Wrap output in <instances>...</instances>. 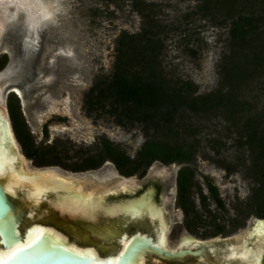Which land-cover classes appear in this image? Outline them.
<instances>
[{
	"label": "rangeland",
	"instance_id": "rangeland-1",
	"mask_svg": "<svg viewBox=\"0 0 264 264\" xmlns=\"http://www.w3.org/2000/svg\"><path fill=\"white\" fill-rule=\"evenodd\" d=\"M30 1L39 7V10L32 12L36 16L34 19L40 20L43 46L37 64L39 73L28 81L30 91L24 97L25 103L21 101L22 115L35 143L57 145L66 163L86 155V150L93 151L103 137L119 145L132 157L146 140L141 126L125 127L107 114H88L84 107V95L95 78L108 76L113 71L117 38L124 31H141L145 18L140 9L154 14V21L162 30L164 48L161 59L167 77L190 80L197 94L210 93L222 86L220 65L224 61V54L230 52V24H219L222 18L219 16H214L212 20L211 15L204 17L198 14V0H142L137 5L134 0ZM147 4L151 6L147 7ZM10 5V8L14 6L13 1ZM43 7L47 8L48 13L42 12ZM19 12L20 19L26 16L25 9H19ZM7 36L5 34L0 39L6 46L11 45L9 55L13 57L14 52L18 53L14 45L17 38L11 36L8 39ZM54 59L58 68L56 72L62 77L50 84L42 75L49 65L54 64ZM52 90H55L51 95L54 100L62 99L64 91H67L73 118L64 128L57 129L54 127L56 125L50 124L46 138L42 120L49 103L45 95ZM242 92L257 110H264V74L246 84ZM6 101L7 97L0 95V104L5 108ZM178 120L181 126L194 127L196 131L194 134H170L169 140L194 141V157L188 162H175L168 166L155 162L152 169L150 166L147 168L148 174L144 178L139 172L127 178L111 160L83 171H72L64 165L48 166L62 173L88 175L95 183H111V173L118 179H127L121 182L117 180L110 185L106 194L107 203L151 197L158 207L162 208L165 204L162 210L168 226L167 242L170 247H175L184 236L210 239L243 235L250 230L254 219L259 218L248 213L247 201L255 185L249 170L252 159L249 147L238 141L237 132L229 127L230 122L220 112L196 114L185 110L179 114ZM16 138L31 168L46 167L37 165L34 158L28 157L17 135ZM66 153L69 159L64 156ZM184 166H190L194 171L190 195L197 213L189 216L177 201L176 191L172 195L156 191L154 184L147 180L154 169L174 174L175 180L178 169ZM205 176L212 178L218 186L223 207L211 196ZM39 206V210L46 209L44 204ZM43 218L49 220L54 217L48 211ZM260 264H264V255Z\"/></svg>",
	"mask_w": 264,
	"mask_h": 264
},
{
	"label": "trees",
	"instance_id": "trees-1",
	"mask_svg": "<svg viewBox=\"0 0 264 264\" xmlns=\"http://www.w3.org/2000/svg\"><path fill=\"white\" fill-rule=\"evenodd\" d=\"M134 1L137 5L142 0ZM198 1V14L204 17L211 15L212 20L219 16L222 17L219 24H230V52L224 54L220 65V88L197 94L190 80L167 77L161 59L164 48L162 30L154 21V14L140 9L145 18L141 31L120 34L112 73L97 76L84 95L88 114H107L119 125L142 127L146 140L135 156H130L119 145L103 137L93 151L86 150V155L66 163L57 145L35 143L17 99L12 96L13 125L25 154L34 158L39 166L64 165L72 171L93 169L111 160L122 175L132 176L139 172L143 176L154 161L167 165L188 162L194 157V141L169 140L170 134H194L196 131L194 127L180 125L178 116L182 111L196 114L220 112L230 122L229 127L237 132L238 141L249 147L252 155L249 170L255 185L247 201L248 213L264 218V110H257L242 92L246 84L264 74V0ZM191 51L196 54L195 50ZM5 62L6 57L1 59L0 67ZM64 156L70 158L67 153ZM193 177L194 171L190 166L181 168L180 203L188 216L197 213L190 195ZM206 178L211 196L223 207L218 187L212 179Z\"/></svg>",
	"mask_w": 264,
	"mask_h": 264
},
{
	"label": "bare ground",
	"instance_id": "bare-ground-1",
	"mask_svg": "<svg viewBox=\"0 0 264 264\" xmlns=\"http://www.w3.org/2000/svg\"><path fill=\"white\" fill-rule=\"evenodd\" d=\"M23 3H29L28 0H21ZM44 14L48 13L47 8H41ZM40 10V11H41ZM28 29V36L37 35L38 30ZM25 42L24 53L16 62H12L9 67L0 75L1 77H10L14 80L27 76L31 70L29 65L34 51L30 47L29 37ZM28 40V41H27ZM3 50H5L3 48ZM11 79V80H12ZM14 90L25 103L24 91L14 85ZM8 122L6 108L0 104V176L7 175L8 180L5 188L13 194H22L25 201L32 207H40L41 203L49 205L56 220L68 222L69 220H84L93 223L100 221H110L112 218H119L127 221H137L140 224H148L153 227L155 232V242L165 249H179L182 247L194 248L199 245L198 239L191 236H184L175 247L168 246L167 242V223L164 212L158 207L151 197H140L130 201L107 203L106 194L110 185L127 179L115 177L111 173L113 180L111 183L104 181L95 183L88 175L62 173L54 168H31L27 160L21 154L17 155L7 152L5 148V132L2 122ZM9 124V122H8ZM10 135L16 146L15 138L10 130ZM40 199H42L40 201ZM261 226L256 227V231H248L243 235H234V237L225 241L222 248L221 257L226 260H234L233 264H260L264 255V235L260 233ZM42 228H32L25 237L24 244H17L10 249H4L0 244V264H2L12 253L20 246L27 245L34 241L42 232ZM258 235L259 239L255 246H248V241ZM197 239V240H194ZM125 245V240H123ZM123 245V248H124ZM218 247H210L211 251ZM80 252L79 249H76ZM94 261L99 262L94 251H87ZM215 252V250H214ZM118 257L109 259V264H115ZM154 261L156 259L154 258ZM203 263V262H198ZM140 264H146L144 257L140 258ZM208 264V263H204Z\"/></svg>",
	"mask_w": 264,
	"mask_h": 264
},
{
	"label": "water",
	"instance_id": "water-1",
	"mask_svg": "<svg viewBox=\"0 0 264 264\" xmlns=\"http://www.w3.org/2000/svg\"><path fill=\"white\" fill-rule=\"evenodd\" d=\"M7 117L9 124L6 120L2 122L6 136L4 140L5 148L8 153L15 154L19 158L18 154L21 150L8 112ZM10 130L15 138L16 146L10 135ZM21 154L24 156L22 152ZM42 168L52 167L46 166L38 169ZM7 180V175L0 176V244L2 247L10 249L14 245L24 244L25 237L32 228H42L43 230L34 241L18 247L17 249L20 250L17 251L16 249L2 264H109V259L114 257H118L115 264H140L141 257L146 259V264L235 263L234 260L226 261L221 257L225 241L234 237V235L198 239L199 245L197 247L188 248L185 246L172 250L156 244L155 234L152 231H146L143 226L125 229L113 249L100 252L94 247L84 244L78 236L71 234L66 226L70 220L63 222L56 220L55 217L49 220L46 218L41 219L42 216H46L48 211L51 215L53 213L51 207L44 203L46 199L41 203L46 206V209L39 210L38 207H32L25 201L22 194H13L5 188ZM75 221L80 222L82 220ZM119 222L126 223L128 221L119 219ZM262 225H264V218H255L249 231H256V227ZM258 239L259 237L256 234L255 238L248 241V246H255ZM123 240H125V245ZM212 245L219 249L216 251L215 248V252L214 250L211 251L210 247ZM89 250L94 251L96 257L100 259L99 262L94 261V258L87 252ZM154 258L156 261H154Z\"/></svg>",
	"mask_w": 264,
	"mask_h": 264
},
{
	"label": "flooded vegetation",
	"instance_id": "flooded-vegetation-1",
	"mask_svg": "<svg viewBox=\"0 0 264 264\" xmlns=\"http://www.w3.org/2000/svg\"><path fill=\"white\" fill-rule=\"evenodd\" d=\"M13 1L14 6L11 7V2ZM29 3H23L21 0H0V38L3 35H8V39L11 36H15L17 40L15 41V47L16 52H14L13 57H10L9 55V49L11 50V45L8 44L7 46L5 45V42L0 39V61L4 57H6V62L5 64L0 67V75L9 67V65L13 61H17L19 57H21L24 53V47H25V42L26 38L28 36V29L26 27H29L31 29V34H32V29L33 30H38L37 35H32L29 37V44L31 49L34 51V54L32 55V59L29 68V74L25 77L20 78V80H14L16 79L15 75L12 78L8 77H1L0 78V95L3 96V98L6 96L7 101H6V110L9 114L12 127L16 136V132L14 129L13 125V120L11 116V109H10V100L11 97L14 96L17 99V105L22 113V103H21V98L17 95V92L14 90V85H17L21 89H23L25 93V97L27 96V91H30V86H28V81H32L34 77H36L39 73V70L37 69V64L39 63V56L42 51V39H41V30H39L40 27V20L39 19H34V14L33 10H39V7L36 6L35 4L32 3V1L28 0ZM25 9L27 12H25L26 16L22 19L18 17L19 9ZM28 41V40H27ZM3 48L5 50H3ZM18 54V57L16 56ZM67 55H71V53H67ZM16 57V59H15ZM15 59V60H14ZM54 64L49 65L48 69H46V73L42 75V77H45L48 81H50V84H54L56 81H58L62 76L57 73V67H55V62L56 60H52ZM43 68V67H42ZM41 68V69H42ZM73 74H70L72 76ZM68 76V75H67ZM12 79V80H11ZM65 79V78H64ZM66 80V79H65ZM68 81V80H67ZM55 90H52L50 94L45 95L46 96V101L49 103V108L46 110L45 115L43 116V133L44 137L48 138V133H49V127L50 124L56 125L54 127L58 128H64L66 127L69 123L70 120L73 118L72 114V109L70 106V99L68 96L67 91H64L63 93V98L54 100L53 94ZM159 162L161 165H166L163 164L160 161H154ZM152 163V164H153ZM175 163V162H173ZM173 163L167 164L171 165ZM152 164L150 165V168L152 169ZM182 167L178 169V172L176 174L175 180L173 179L174 174L172 173H166L161 171L160 169H154L152 171V174L150 177H147V180H150L154 186L156 191H162L166 192L168 195H172L174 191H176V196H177V201L180 203V195H179V173ZM148 173L146 172L142 178L146 177ZM209 177V176H205ZM129 178V176H127ZM210 178V177H209ZM212 179V178H210ZM146 181V180H145ZM213 183L216 185L214 180H212ZM207 188L209 190L208 184H207V178L205 179ZM217 186V185H216ZM218 187V186H217ZM210 192V190H209ZM140 197H136L133 199H138ZM129 199V200H133ZM181 204V203H180ZM166 207L162 206V208ZM181 208L183 211L184 208L181 204ZM186 213V212H185ZM112 220V221H111ZM110 221H100L98 223H93L90 221H80L76 222L75 220H70L66 226L69 228L71 231L72 235L78 236L81 241L84 242V244L88 246H92L95 249H97L100 252H106L111 249L116 245L118 238L120 235L123 233L125 229H134L138 226H143L145 230L152 231L154 234V229L153 227L149 226L148 224H140L137 223V221H128L126 223H120L119 218H112ZM148 229H147V228ZM233 235H228V236H223V237H230ZM215 238V237H212ZM263 259V258H262ZM262 262V261H261ZM159 264V263H155Z\"/></svg>",
	"mask_w": 264,
	"mask_h": 264
},
{
	"label": "snow or ice",
	"instance_id": "snow-or-ice-1",
	"mask_svg": "<svg viewBox=\"0 0 264 264\" xmlns=\"http://www.w3.org/2000/svg\"><path fill=\"white\" fill-rule=\"evenodd\" d=\"M260 233L261 235H264V225L261 226L260 228ZM20 249H17V251H19Z\"/></svg>",
	"mask_w": 264,
	"mask_h": 264
}]
</instances>
